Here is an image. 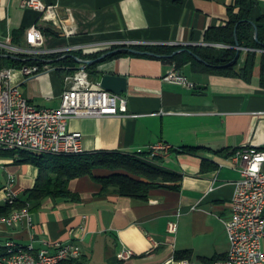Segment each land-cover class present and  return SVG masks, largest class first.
Returning <instances> with one entry per match:
<instances>
[{
  "label": "crops",
  "instance_id": "1",
  "mask_svg": "<svg viewBox=\"0 0 264 264\" xmlns=\"http://www.w3.org/2000/svg\"><path fill=\"white\" fill-rule=\"evenodd\" d=\"M45 1L56 10L49 22H43L35 9L23 7L22 0H0V42L30 49L27 32L38 25L45 34L40 49L44 52L123 48L127 53L97 65L105 73L128 78L122 94L127 112L73 118L68 127L83 133L87 153L143 155L181 178L152 189L147 199L120 195L113 188L105 191L90 175L73 178L68 188L79 195L78 200L49 193L32 201V225L26 219L1 224L0 242L14 239L36 250L51 248L55 242H76L83 249L82 264H171V260L212 264L206 260L225 257L230 250L225 222L241 178L232 152L247 145L264 148V47L254 50L255 65L248 78L239 73L250 50L245 47L240 49L235 75L198 71L190 62L183 65L180 68L195 84L189 88L164 78L177 66L175 61L142 53L147 51L138 46H177L178 53L196 46L222 47L207 42L205 34L226 23L228 8L237 0ZM263 14L264 0H255L253 20L258 23ZM81 64L78 61L76 68ZM47 65L50 69L26 80L16 73L14 80L33 105L58 108L70 68L52 60ZM98 76L93 81L98 82ZM160 142L171 149L151 160V148ZM107 173L95 170L97 176ZM38 176L37 165L23 161L18 153L0 150V206L6 204L8 184L27 200ZM170 221L177 224L175 233L169 231ZM123 249H133L137 256L121 259ZM184 252L190 256L184 257Z\"/></svg>",
  "mask_w": 264,
  "mask_h": 264
},
{
  "label": "built area",
  "instance_id": "2",
  "mask_svg": "<svg viewBox=\"0 0 264 264\" xmlns=\"http://www.w3.org/2000/svg\"><path fill=\"white\" fill-rule=\"evenodd\" d=\"M23 7L35 9L43 22L56 17L55 6L45 0H22ZM30 49H22L11 43H1L0 48L12 54H50L44 52L45 34L34 25L27 32ZM50 69L49 65H24L0 69V150H25L41 148L43 152L57 155L85 153L83 133L72 131L68 124L73 118L114 116L127 112L128 101L101 87L91 79L88 64L82 63L66 75L67 87L61 95L58 108H41L29 102L20 90L14 76L23 80ZM167 81L195 86L176 65L166 73ZM171 146L158 143L151 150L167 153ZM233 160L240 164L241 178L231 203V217L226 223L230 239L228 254L213 264H264V148L247 145L232 152ZM20 199L12 188H6V203L15 204ZM30 225L33 217L29 207L14 209L8 215H0V225H15L23 220ZM169 231L175 233L177 224L169 222ZM11 245H18V252H11ZM83 249L76 242H55L51 248L36 250L32 244L24 245L14 239L0 242V264H82ZM121 259L131 258V249H123ZM171 264H189L188 260H171Z\"/></svg>",
  "mask_w": 264,
  "mask_h": 264
},
{
  "label": "trees",
  "instance_id": "3",
  "mask_svg": "<svg viewBox=\"0 0 264 264\" xmlns=\"http://www.w3.org/2000/svg\"><path fill=\"white\" fill-rule=\"evenodd\" d=\"M255 0H237L234 6L228 8L229 16L224 25L213 27L206 31L205 40L209 43L223 44L189 47L182 53L174 54L179 48L167 45L138 46L143 51L153 52L176 62L180 68L187 63H192L198 71L235 75L243 50H239L237 39L241 47L249 48L246 62L239 71L240 75L248 78L252 73L256 60L254 50L264 47V14L258 23L253 20L252 11ZM236 8L238 10H236ZM255 26L258 27V39L255 38ZM15 39V38H14ZM16 41V40H15ZM119 46L98 49L92 53H83L74 50L50 54H7L0 51V69L5 67H22L24 65H39L43 67L52 60L55 64L70 68L75 71L78 58L96 59L105 53H110L103 61L112 59L126 51H118ZM197 55V56H196ZM198 57L202 58L201 61ZM98 64V63H97ZM97 64L88 65L91 76L97 74ZM264 82V55L261 67ZM18 153L23 161L34 163L39 167V176L29 198H21L15 204L6 203L0 206V215H8L14 209L29 207L32 201H40L49 193L58 197L79 199V195L69 190V181L73 178L90 175L103 184L106 191L113 188L120 195L147 199L150 191L157 187L168 185V182L180 180L178 174L171 173L161 168L153 161H146L136 155L118 152L83 153L71 155H57L51 153H35L25 150H9ZM96 169H106V175H95ZM191 252H184V257ZM218 258L206 260L212 264Z\"/></svg>",
  "mask_w": 264,
  "mask_h": 264
},
{
  "label": "water",
  "instance_id": "4",
  "mask_svg": "<svg viewBox=\"0 0 264 264\" xmlns=\"http://www.w3.org/2000/svg\"><path fill=\"white\" fill-rule=\"evenodd\" d=\"M255 38L258 39V27L255 26ZM236 47L240 50L242 49V47L239 44V41L237 39V45ZM123 48L121 49H117L114 52H118L121 51ZM131 51L133 52H139L138 50L135 49H131ZM112 52H108L103 54L102 56H100L99 58L96 59H89V60H85L82 58H78V61L84 64H88V65H92V64H97V63H101L103 62V60ZM142 53H147L150 55H157L153 52H142ZM175 53H178L175 52ZM102 65L97 67V73L99 74L97 80L101 83V87L105 90H108L110 92L122 95L123 92H126L128 89V78L124 75H119V74H115V73H105V70H103V68H101Z\"/></svg>",
  "mask_w": 264,
  "mask_h": 264
},
{
  "label": "bare ground",
  "instance_id": "5",
  "mask_svg": "<svg viewBox=\"0 0 264 264\" xmlns=\"http://www.w3.org/2000/svg\"><path fill=\"white\" fill-rule=\"evenodd\" d=\"M25 151L35 152V153H42L41 148H25ZM43 153L54 154V152H43ZM71 154H76V153H69V155H71ZM11 252H18V245H11ZM134 255H136V252L133 249H131V257L134 256ZM141 255H142V253H141Z\"/></svg>",
  "mask_w": 264,
  "mask_h": 264
},
{
  "label": "rangeland",
  "instance_id": "6",
  "mask_svg": "<svg viewBox=\"0 0 264 264\" xmlns=\"http://www.w3.org/2000/svg\"><path fill=\"white\" fill-rule=\"evenodd\" d=\"M91 79L94 80L93 76H91ZM149 154H150L151 160H155L159 155H161V152L160 151L159 152L158 151L155 152L154 150H151ZM136 157H138L139 159L140 158H142V159L144 158L143 155H136ZM194 262H196V263H194ZM190 264H206V263L201 262V261L192 260V261H190Z\"/></svg>",
  "mask_w": 264,
  "mask_h": 264
}]
</instances>
